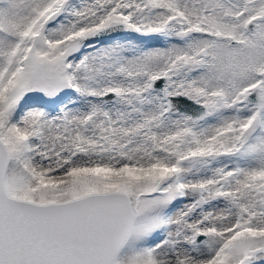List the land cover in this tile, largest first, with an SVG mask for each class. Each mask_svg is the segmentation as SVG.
I'll return each instance as SVG.
<instances>
[{"label": "snow or ice", "instance_id": "1", "mask_svg": "<svg viewBox=\"0 0 264 264\" xmlns=\"http://www.w3.org/2000/svg\"><path fill=\"white\" fill-rule=\"evenodd\" d=\"M0 264H264V0H0Z\"/></svg>", "mask_w": 264, "mask_h": 264}]
</instances>
